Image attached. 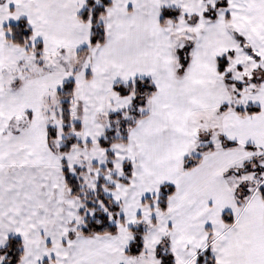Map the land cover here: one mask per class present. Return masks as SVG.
<instances>
[{
    "label": "snow or ice",
    "instance_id": "6c2138e0",
    "mask_svg": "<svg viewBox=\"0 0 264 264\" xmlns=\"http://www.w3.org/2000/svg\"><path fill=\"white\" fill-rule=\"evenodd\" d=\"M0 264H264V0H0Z\"/></svg>",
    "mask_w": 264,
    "mask_h": 264
}]
</instances>
